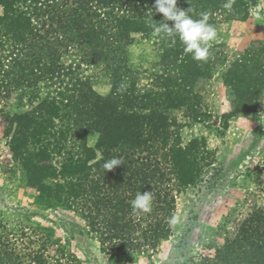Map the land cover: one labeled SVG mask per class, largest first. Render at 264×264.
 Listing matches in <instances>:
<instances>
[{
	"label": "trees",
	"instance_id": "obj_1",
	"mask_svg": "<svg viewBox=\"0 0 264 264\" xmlns=\"http://www.w3.org/2000/svg\"><path fill=\"white\" fill-rule=\"evenodd\" d=\"M177 0L216 28L246 22L255 0ZM155 0H0V102L30 91L37 105L13 119L11 149L26 188L46 209L74 213L104 252L126 258L172 236L177 197L214 165L204 138L182 145L176 111L208 115L209 87L221 75L234 117L264 101V45L244 52L213 45L207 62L178 38L153 35L162 23ZM212 15V16H211ZM172 26V21H165ZM137 54V55H136ZM94 69V75H85ZM105 80L101 94L96 80ZM44 89L42 98L35 92ZM123 164L106 171L112 158ZM153 193L152 211L134 213L137 193ZM57 246L52 254L50 250ZM51 230L0 222V264H81ZM202 264H264V206L249 209L235 238Z\"/></svg>",
	"mask_w": 264,
	"mask_h": 264
},
{
	"label": "rangeland",
	"instance_id": "obj_2",
	"mask_svg": "<svg viewBox=\"0 0 264 264\" xmlns=\"http://www.w3.org/2000/svg\"><path fill=\"white\" fill-rule=\"evenodd\" d=\"M255 2L246 22H228L216 28L218 39L213 45L225 44L232 53L244 52L253 43L264 45V0ZM3 13L0 6V15ZM83 72L96 73L85 68ZM97 81V91L108 93L107 82ZM210 84L208 115L197 118L182 109L174 116L182 145L204 138L215 152L216 162L198 184L177 197L172 236L156 249L126 258L111 257L74 213L46 209L38 203L37 193L25 187L11 149L14 116L30 112L37 105V100L31 102L30 91L18 89L0 102V222L22 221L28 227L39 225L51 230L60 248L70 251L81 264H202L227 239L235 238L250 208L264 206V101L255 113L232 117L221 75ZM35 94L43 98L45 91Z\"/></svg>",
	"mask_w": 264,
	"mask_h": 264
},
{
	"label": "clouds",
	"instance_id": "obj_3",
	"mask_svg": "<svg viewBox=\"0 0 264 264\" xmlns=\"http://www.w3.org/2000/svg\"><path fill=\"white\" fill-rule=\"evenodd\" d=\"M234 0H228L223 6L228 11L232 10ZM155 12L163 15L162 23H154L153 16L149 17L146 23L153 30V35L170 38L175 42L178 38L184 46V52L191 55L192 59L198 62H207L211 57L213 43L218 39V32L214 25L210 24L209 14L202 12L200 18L194 19L189 13L191 9L182 10L177 7V0H155ZM165 21H172L169 26ZM123 164L120 158H112L105 162L103 167L106 171ZM153 193H137L131 202L134 213H150L152 211ZM177 222L173 217L169 220L170 225Z\"/></svg>",
	"mask_w": 264,
	"mask_h": 264
}]
</instances>
